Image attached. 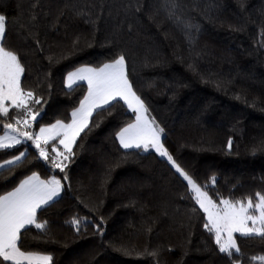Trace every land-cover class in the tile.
I'll return each instance as SVG.
<instances>
[{"label":"trees","instance_id":"obj_1","mask_svg":"<svg viewBox=\"0 0 264 264\" xmlns=\"http://www.w3.org/2000/svg\"><path fill=\"white\" fill-rule=\"evenodd\" d=\"M0 14L3 45L18 54L21 86L33 92L28 105L41 111L27 128L69 122L86 84L66 87V74L123 55L164 149L211 199L254 204L264 195V0H0ZM26 117L11 105L0 133L4 123L26 127ZM134 117L119 98L95 109L63 171L50 163L59 137L43 146L49 161L28 142L0 150V163L27 157L0 168V196L33 173L61 184L37 211L45 228L22 230L21 250L51 264H262L264 239L235 234L240 251L221 253L170 163L119 144Z\"/></svg>","mask_w":264,"mask_h":264},{"label":"snow or ice","instance_id":"obj_2","mask_svg":"<svg viewBox=\"0 0 264 264\" xmlns=\"http://www.w3.org/2000/svg\"><path fill=\"white\" fill-rule=\"evenodd\" d=\"M5 35L6 17L0 14V115H9V108L5 106V101L10 100L14 108L22 109L26 116H31V119L36 121L37 117L41 115V111L37 110L33 113L28 105V100L33 96V92H25L21 86V76L24 74L25 68L18 54L4 47L2 41ZM77 79L87 81L88 95L81 101L80 108L72 113L73 120L70 124H64L57 120L51 127H41L39 133L33 135L28 131H20L12 123H4V129L16 132L17 135H9L6 132L4 136H0V150L21 145L23 141H32L39 150V157L49 161L48 152L41 147V142L47 144L48 140L54 137L46 134L56 131V135L62 134L63 136L60 139V144L64 146L67 155L57 153V156L63 159L58 161L57 157H52L50 163L52 167L60 168L63 171L66 166L63 161L68 160L72 154V144L75 143L76 137L83 128L87 126L88 117L92 115L93 110L110 106L118 98L122 99L129 108H133L137 113V123L130 124L118 133L121 145L125 149H129L140 148L141 145L147 148L151 144L160 155L167 157L195 193L194 199L199 208L207 214L208 222L205 223L204 227L209 232L215 233L216 243L219 245L221 253L232 256L234 254L233 249L236 253L240 251L233 233H239L242 237L255 235L264 239V195L257 193L255 205L251 199L248 200L247 205L239 201L233 204L229 200H222L221 203L225 208L223 211L217 210L212 200L208 198L207 192L202 191L201 186L176 164L173 157L164 149L160 143V133L163 132V129H154L149 127L146 122L141 123L143 120L141 113L147 112V109L144 102L133 91V86L125 71V57L123 55L114 59L112 63L104 64L99 69L81 67L75 72H69L67 75L68 87H72ZM34 102L39 103L38 100ZM78 115L79 119H77ZM20 122L17 120L16 124H20ZM23 122L26 127H30L27 119H24ZM59 130H62V133ZM229 147H231V141H229ZM52 151H56V149L53 148ZM22 158H27L26 152L22 151L13 159L4 161L3 164H0V168H4L6 165L18 166V162H21ZM9 170L11 169L9 168ZM60 189V181L55 177L50 180H42L37 173H33L22 180L14 190L0 196V264H4V262H11V264H25V262L26 264H51L53 258L50 255L24 252L18 246V242L21 240L22 230L28 231V226L35 225L37 229L45 228L46 221L44 223L37 222V211L44 209V206L58 196ZM253 208L259 212L258 216L250 214L249 210ZM248 221L252 222L253 227H248ZM71 223L78 226L80 221L73 219ZM257 223H259V227L256 226ZM224 232L227 233L228 238L224 243H221V234ZM259 259L264 264V257Z\"/></svg>","mask_w":264,"mask_h":264},{"label":"rangeland","instance_id":"obj_3","mask_svg":"<svg viewBox=\"0 0 264 264\" xmlns=\"http://www.w3.org/2000/svg\"><path fill=\"white\" fill-rule=\"evenodd\" d=\"M113 62V61H112ZM112 62H108V63H112ZM106 64V63H105ZM104 65V64H103ZM103 65H101V66H99V67H91V66H81V67H89V68H94V69H99V68H101V67H103ZM81 67H78V68H75L74 70H71V71H69V72H75V71H77V69H79V68H81ZM68 72V73H69ZM68 73L66 74V76H65V81H64V83H65V86L66 87H68V85H67V75H68ZM78 82H83V83H85L86 84V91H85V94H84V96H83V98L81 99V101L82 100H84V98L88 95V84H87V81L86 80H76V82L74 83V84H76V83H78ZM73 84V85H74ZM122 100V99H121ZM123 101V100H122ZM81 103V102H80ZM80 103H79V105L72 111V113L74 112V111H76L77 109H79L80 108ZM126 104V103H125ZM12 105V102L10 101V100H8V101H5V106H7L8 108L10 107ZM127 105V104H126ZM127 107H128V105H127ZM129 108V107H128ZM131 111H133V113H134V120L130 123V124H135V123H137V120H136V116H137V113L133 110V108H129ZM95 110V109H94ZM93 110V111H94ZM141 115H142V117H143V120H142V122L141 123H144V122H146L147 124H148V126L149 127H151V128H154V129H159L158 127H156V125H154L153 124V122L148 118V116L146 115V113L145 112H142L141 113ZM26 119H28L29 120V124H31L32 123V119H31V116H28V117H26ZM77 119H79V115L77 116ZM72 120H73V116H71V119H70V121L69 122H66V123H64V122H62V123H64V124H70L71 122H72ZM88 120H89V117H88ZM56 122H54V123H51V124H49V125H43V126H40L38 129H36V130H32V129H30V128H27V127H22V128H18V127H16V128H18L20 131H28V132H31V133H33V135H36V134H38L39 133V129L41 128V127H45V128H49V127H51V125H53V124H55ZM88 123V122H87ZM130 124H128L127 126H125L124 128H127ZM23 125H25V124H23ZM123 128V129H124ZM122 130V129H121ZM120 130V131H121ZM59 131H61V133H62V130H59ZM119 131V132H120ZM5 132H7L9 135H17V133L16 132H12L11 130H8V129H6L5 130ZM46 135H51L52 137H54V138H56V137H59V140H58V142H59V144H60V139H62L63 138V136H62V134L61 135H56V131H53L52 133H50V134H46ZM117 138H118V141H119V144L121 145V143H120V140H119V137H118V135H117ZM22 139V138H21ZM51 139H53V138H51ZM51 139H49V140H51ZM48 140V141H49ZM23 142H28V143H30V144H32L34 147H35V145L32 143V141H23ZM160 143H161V133H160ZM44 146V143L43 142H41V147H43ZM60 150H58L57 148H55L54 146H52V149L53 148H55L56 149V151H53L54 152V154H55V156L57 157V159H58V161L59 160H61L62 159V157H58L57 156V153H66L65 152V149H64V146L62 145V144H60ZM122 146V145H121ZM123 147V146H122ZM44 148V147H43ZM124 148V147H123ZM133 148H136V147H133ZM139 149H141V150H153V151H155L158 155H160V153L159 152H157L156 151V149H155V147H153L151 144H149L148 145V147L147 148H145L143 145H141V147L139 148ZM47 152H49L47 149H45ZM19 155V154H18ZM17 156V155H16ZM160 156H162V155H160ZM15 157V156H14ZM162 157H164L169 163H170V165L176 170V168L173 166V164L167 159V157L166 156H162ZM11 159H13V157L12 158H10V159H7V160H11ZM6 161V160H5ZM0 164H3V162L2 163H0ZM52 177H55L56 179H57V177L56 176H51V177H49V179L48 180H50ZM184 179V178H183ZM187 182V181H186ZM189 186V185H188ZM189 189L191 190V188H190V186H189ZM192 191V190H191ZM203 191V190H202ZM192 193H193V195H195V193L192 191ZM208 196V195H207ZM57 197V196H56ZM55 198V197H54ZM53 198V199H54ZM208 198H210L209 196H208ZM211 199V198H210ZM212 200V202H213V204L216 206V209L217 210H221V211H223L224 210V208H225V206L221 203V201L223 200V199H221V200H219V201H214L213 199H211ZM242 203H244L245 205H247V203H248V201H245V202H242ZM255 203H257V201L255 202ZM255 203L253 204V205H255ZM233 204H236V203H233ZM238 206V205H237ZM203 210V209H202ZM250 210H253V212H251L250 214H252V215H259V212L258 211H256L254 208L253 209H250ZM249 210V211H250ZM204 212V211H203ZM205 213V212H204ZM205 216H206V219H207V214L205 213ZM208 221V220H207ZM257 227H259L260 225H259V223H257V225H256ZM248 227H253V225H252V222L251 221H248ZM235 234H239V233H233V237H234V235ZM214 236H215V233H214ZM227 233L226 232H224V233H222L221 234V243H224L226 240H227ZM215 242H216V237H215ZM217 244V243H216ZM218 245V244H217ZM218 247H219V245H218ZM39 255H42V254H39ZM26 263V262H25Z\"/></svg>","mask_w":264,"mask_h":264},{"label":"crops","instance_id":"obj_4","mask_svg":"<svg viewBox=\"0 0 264 264\" xmlns=\"http://www.w3.org/2000/svg\"><path fill=\"white\" fill-rule=\"evenodd\" d=\"M5 133H6V132H5V130H4L3 132H1V133H0V136H4V135H5ZM31 175H32V174H30V175H28V176L24 177L22 180L26 179L27 177H29V176H31ZM40 179H42V180H48V179H43V178H41V177H40ZM22 180H21V181H22ZM21 181H20V182H21ZM20 182L17 184V186H16V187H18V186H19ZM16 187H14L12 190H14ZM12 190H10V191H12ZM10 191H8V192H10ZM8 192H6V193H4V194H2V195H5V194H7ZM59 193H60V192H59ZM2 195H1V196H2ZM42 255H44V254H42Z\"/></svg>","mask_w":264,"mask_h":264}]
</instances>
